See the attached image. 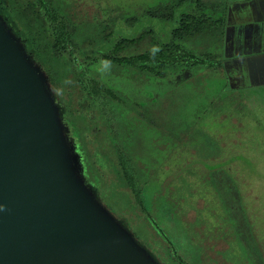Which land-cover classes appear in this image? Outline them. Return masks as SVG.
<instances>
[{"label":"rangeland","instance_id":"rangeland-1","mask_svg":"<svg viewBox=\"0 0 264 264\" xmlns=\"http://www.w3.org/2000/svg\"><path fill=\"white\" fill-rule=\"evenodd\" d=\"M63 1L75 10L79 24L73 32L63 31L66 46L90 55L72 60L69 86L51 88L84 187L104 208L97 197L102 198L105 184L118 183L124 156L136 178L145 182L142 195L150 221L187 264H264V87L241 88L215 66L222 49L218 30L189 36L188 46L211 59L213 70H167L149 58L129 59L119 68L91 55L148 29L155 37L147 36L124 54L145 52L156 38L158 48L171 39L182 13L213 11L219 17L221 0H203L216 3L211 10L182 4L172 19L148 11L179 0H46L54 22L63 21ZM181 51L177 48L176 54ZM147 67L164 77L148 74ZM100 83L120 94L133 111L135 107V114L121 113ZM85 111H91L89 128L78 124L77 115ZM137 212L142 213L140 208ZM149 229L150 253L162 264H180L164 236Z\"/></svg>","mask_w":264,"mask_h":264},{"label":"water","instance_id":"water-1","mask_svg":"<svg viewBox=\"0 0 264 264\" xmlns=\"http://www.w3.org/2000/svg\"><path fill=\"white\" fill-rule=\"evenodd\" d=\"M69 152L42 78L0 19V264H155L100 208Z\"/></svg>","mask_w":264,"mask_h":264},{"label":"trees","instance_id":"trees-1","mask_svg":"<svg viewBox=\"0 0 264 264\" xmlns=\"http://www.w3.org/2000/svg\"><path fill=\"white\" fill-rule=\"evenodd\" d=\"M185 3H189L192 9L196 7L199 10H211L215 8L214 4H216H210L209 1L204 3L203 0H179L177 3H167L160 9L158 8L159 10H157V12H154L153 9L148 12L152 16L156 13L158 17L172 19L173 12L176 8ZM59 9L65 10L66 12L63 21L57 23L52 21L50 19L51 17L48 15L46 0H0V19L11 36L18 42L26 59L42 78L44 86L51 96L53 105L57 110L61 130L68 146V140L66 139L63 126L61 106L52 92L51 85L54 87L58 85L61 86L62 84L69 86V76L73 72L72 60L80 55L87 56L90 54L81 53L79 47L72 49L67 48L66 39L63 37V34L68 31L73 32L79 26L74 20V18L77 17V13H75V10L65 1L62 2L61 8ZM224 22L225 21L220 16L214 17L213 11H209V13H192L190 11L181 14L178 19V26L171 32V39L168 42L158 45V48L155 47L158 43L156 38L147 51L124 54L127 49L145 40L147 36H154L155 31L153 29H148L133 38H120L107 52L91 55L94 56L95 59L103 58L105 61L111 62L114 66H119V68L124 66L123 62L128 63L129 59H134V61L137 62L149 58L151 61H157L158 66L167 70H177L183 67L210 70L214 67L212 65V60L206 58L205 54L193 51V49L188 46L189 36L207 29H216L218 30L217 35L219 36V42L223 43ZM177 48L182 49L179 55L176 54ZM220 56L221 53H218L216 57L218 62L215 63V66H217V64L220 66ZM127 67L128 65L126 64L125 68ZM148 68L149 67L146 68L148 74L151 73L160 78L164 77L158 70L155 71L156 69L154 68ZM101 85L103 84L100 83L99 86L101 87ZM102 87L106 96L112 98L113 102H115V106L118 107L121 113L126 115L135 114V107L133 111L131 105H128L126 103L127 101L121 97L120 94L109 87L105 89L104 85ZM82 99L85 100V95ZM88 105L92 106V103L90 102ZM83 108H87V106H83ZM97 109L98 108H93L92 111L96 112ZM90 113L91 111H85L83 114H78V124H85V128H89L87 127V123L90 121ZM97 118L105 119L104 115H98ZM94 121L95 120H92V122ZM123 157L119 158L120 171L117 181L120 188L116 187L118 186L117 182L116 186H113L115 184L114 182H108L109 184H105V188L102 186L100 190L103 194L102 198L95 195L104 206V208L101 206L100 208L155 264L162 263L153 256L148 249V243L152 239L150 227L156 228L157 233L162 237L164 236L163 238L173 248L174 255L180 261V264H187V261L176 251L175 246L166 236L165 232L158 227L154 220H152V222L150 221V213L146 210L142 195L145 182L136 178L134 172L129 168L130 162L125 161ZM130 157L136 162L131 150ZM112 186L115 188H112ZM106 191L109 193L108 195ZM130 206L133 210H131ZM138 208L141 209L142 213L137 212ZM126 215L133 223L127 220L128 218ZM120 216H123L122 220L119 219ZM146 220L149 222L148 226H145Z\"/></svg>","mask_w":264,"mask_h":264},{"label":"crops","instance_id":"crops-1","mask_svg":"<svg viewBox=\"0 0 264 264\" xmlns=\"http://www.w3.org/2000/svg\"><path fill=\"white\" fill-rule=\"evenodd\" d=\"M220 4L225 21L222 72L241 88H263L264 0H221Z\"/></svg>","mask_w":264,"mask_h":264}]
</instances>
